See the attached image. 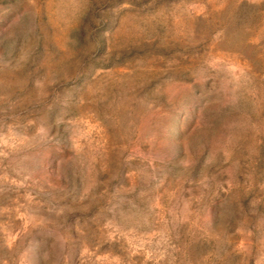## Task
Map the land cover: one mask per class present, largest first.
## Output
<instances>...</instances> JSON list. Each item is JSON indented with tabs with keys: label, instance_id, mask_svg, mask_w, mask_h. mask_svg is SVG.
<instances>
[{
	"label": "rangeland",
	"instance_id": "374dc122",
	"mask_svg": "<svg viewBox=\"0 0 264 264\" xmlns=\"http://www.w3.org/2000/svg\"><path fill=\"white\" fill-rule=\"evenodd\" d=\"M0 264H264V0H0Z\"/></svg>",
	"mask_w": 264,
	"mask_h": 264
}]
</instances>
